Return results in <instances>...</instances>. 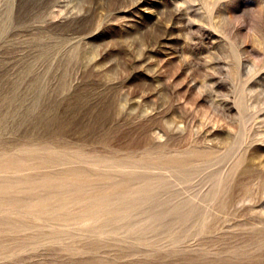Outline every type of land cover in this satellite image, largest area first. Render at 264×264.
I'll list each match as a JSON object with an SVG mask.
<instances>
[{"label": "rangeland", "instance_id": "obj_1", "mask_svg": "<svg viewBox=\"0 0 264 264\" xmlns=\"http://www.w3.org/2000/svg\"><path fill=\"white\" fill-rule=\"evenodd\" d=\"M0 155L77 199L0 211V264H264V0H0Z\"/></svg>", "mask_w": 264, "mask_h": 264}, {"label": "bare ground", "instance_id": "obj_2", "mask_svg": "<svg viewBox=\"0 0 264 264\" xmlns=\"http://www.w3.org/2000/svg\"><path fill=\"white\" fill-rule=\"evenodd\" d=\"M51 51L49 49H46V50H43L40 54H39V59H42L44 61H47L49 58H50V55H51ZM56 54V53H55ZM78 51L77 49L76 50H71L69 53L66 54V56L64 58H66V60L71 63V64H76L78 62V60H80L79 56H78ZM61 57V56H60ZM63 57V56H62ZM59 58V57H57ZM56 58V59H57ZM62 60V58H60ZM60 60V62H61ZM64 61V60H63ZM43 62V61H42ZM59 62V63H60ZM65 62V61H64ZM40 63V62H39ZM53 63V62H52ZM63 63V62H62ZM66 64V63H65ZM33 66V64H32ZM66 67V66H65ZM52 68V67H51ZM69 69V67H68ZM50 70V69H49ZM59 70V69H58ZM67 70V69H66ZM62 78V77H61ZM37 80V79H36ZM40 81V80H39ZM60 81V80H59ZM36 82V81H35ZM41 82V81H40ZM62 82V81H61ZM39 83V82H38ZM65 84V83H64ZM39 86V85H38ZM58 86V85H57ZM61 88V87H60ZM66 88V87H64ZM63 89V88H62ZM59 90V89H58ZM91 92L89 91H86L84 94H81L80 96H78L74 102V104L68 106L65 110V113H64V118L65 120L70 118L72 115H76L79 112L80 110V106L82 105V103L84 102H87L88 100H90V97H91ZM52 98V97H51ZM43 99V98H41ZM54 102V101H53ZM57 103V102H56ZM50 104V103H49ZM102 104V103H101ZM113 104L114 102L112 103V101H109L107 105H104L102 110L100 111V116L102 117L103 120L107 121V120H110L113 113H114V110H112L113 108ZM85 107V106H84ZM96 107V106H95ZM105 108V109H104ZM56 108H54L53 110H55ZM85 109V108H84ZM88 109V108H87ZM39 110V109H38ZM42 110V109H41ZM86 111V110H85ZM89 111V110H88ZM46 112V111H45ZM44 112V113H45ZM49 113V112H48ZM83 113V112H82ZM39 115V114H38ZM47 115V114H46ZM50 115V114H49ZM57 116V115H55ZM44 117V116H43ZM49 118V117H48ZM53 121H57V122H62L61 120L63 119H60L59 117H52ZM84 118V117H83ZM82 118V119H83ZM76 120V118H75ZM43 121V120H42ZM50 122V121H49ZM61 130V129H60ZM51 143L47 144L45 146L46 149H51ZM42 162H44V164L46 162H49V163H52L53 162V159H52V156H45L42 158ZM2 160V156L0 155V161ZM39 160H41V157L39 158ZM96 162H99V161H96ZM4 165V161H1L0 162V167H3ZM49 165V164H48ZM99 165V164H98ZM107 166V165H106ZM82 169V168H81ZM14 171V170H13ZM13 171H10V172H13ZM7 171H4V170H0V177H2V174H6ZM84 169L80 170V169H69L65 172L66 175H70V176H80L82 177L83 179L86 178L87 176L86 175H83L84 174ZM83 173V174H82ZM83 175V176H82ZM100 176V175H99ZM98 177V176H97ZM6 178H1L0 179V193L2 191L4 192H7L9 189H13L14 187L11 186V185H6L8 184V182L6 180H4ZM59 182V181H57ZM13 184V183H11ZM61 184V183H60ZM66 184H70V183H65V185H63L60 190L61 191H55L53 194V196H49V197H46V198H40L42 196H34L33 198H30V197H16V198H8L7 200H3V201H0V211L2 212L3 210H9V209H15V210H22V208H25L26 210H29V209H33V210H36V211H43L45 210L46 207V210H63V208L67 205H70L72 204L73 202H76L77 199L73 196H71L72 194L74 193H71V194H68L67 193V187ZM46 184H43L42 186H45ZM59 190V189H58ZM15 191V190H14ZM23 193L25 194H30L27 190L23 189L21 190ZM39 197V198H38ZM53 201H57L55 202L54 204H50L52 203ZM46 205H43L42 204H45ZM40 204V205H39ZM40 206V207H37V206ZM56 205V206H54ZM51 206V207H50ZM108 205H105V201H102V202H88V204L85 205V207L83 208V213H92L94 214L95 212H101V211H104ZM105 208V209H104ZM104 209V210H103ZM105 212V211H104ZM109 213V212H108ZM26 225L25 222L23 221H12L10 220L6 215L4 214H0V229H5V230H21L20 228H23L24 226ZM15 230V231H16ZM4 246L3 245H0V249H3Z\"/></svg>", "mask_w": 264, "mask_h": 264}]
</instances>
